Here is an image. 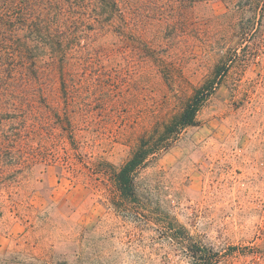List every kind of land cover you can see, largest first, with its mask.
<instances>
[{
    "label": "rangeland",
    "instance_id": "1",
    "mask_svg": "<svg viewBox=\"0 0 264 264\" xmlns=\"http://www.w3.org/2000/svg\"><path fill=\"white\" fill-rule=\"evenodd\" d=\"M224 2L196 5L174 39L153 23L98 40L113 52L74 73L85 121L53 117L49 166L0 184V264H264V8ZM211 81L197 124L122 198L114 174L140 138Z\"/></svg>",
    "mask_w": 264,
    "mask_h": 264
},
{
    "label": "trees",
    "instance_id": "2",
    "mask_svg": "<svg viewBox=\"0 0 264 264\" xmlns=\"http://www.w3.org/2000/svg\"><path fill=\"white\" fill-rule=\"evenodd\" d=\"M212 1L0 0V184L9 187L41 163L49 166L53 156L42 152L55 129L53 117L66 120L72 113L73 119L85 121L89 105L74 89V73H84L92 58L100 66L104 55L113 52L98 46L99 39L109 34L142 38L153 23L166 25L174 39L175 21L183 20L196 5ZM259 3L264 8V0H238L241 8ZM173 67L164 65L171 75ZM213 91L214 81L197 89L161 131L140 138L134 153L114 174L122 198L135 196V174L149 157L197 124V114ZM76 130L74 124L70 126L71 138ZM202 264L209 262L204 259Z\"/></svg>",
    "mask_w": 264,
    "mask_h": 264
}]
</instances>
